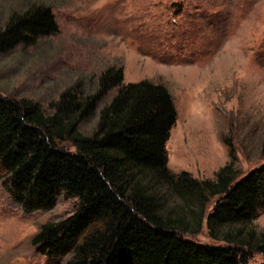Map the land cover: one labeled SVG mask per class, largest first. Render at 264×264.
<instances>
[{"label":"rangeland","instance_id":"1","mask_svg":"<svg viewBox=\"0 0 264 264\" xmlns=\"http://www.w3.org/2000/svg\"><path fill=\"white\" fill-rule=\"evenodd\" d=\"M31 4L50 6L58 31L0 52V95L31 100L51 115L64 90L74 87L84 99L104 70L122 67V83L150 80L172 95L177 118L166 150L173 173L214 180L231 161L237 179L264 163V0H0V29ZM116 91L77 123L79 134L95 132L99 110ZM55 142L75 150L70 139ZM3 180L0 264H67L68 256L37 252L32 238L42 224L71 215L77 199L60 195L53 208L26 213ZM169 195L168 207H177ZM220 231L211 237L204 220L199 232L183 236L232 245L247 257L242 264L264 262V211ZM226 233L237 242L228 243Z\"/></svg>","mask_w":264,"mask_h":264},{"label":"trees","instance_id":"2","mask_svg":"<svg viewBox=\"0 0 264 264\" xmlns=\"http://www.w3.org/2000/svg\"><path fill=\"white\" fill-rule=\"evenodd\" d=\"M57 31L51 7L31 4L0 29V52ZM122 81L123 68L108 67L93 94L80 99L67 88L51 115L31 100L0 95V177L10 198L26 213L53 208L60 195L77 199L71 215L40 226L32 238L36 251L68 256L67 264L246 262L232 245L202 244L183 233L199 232L205 220L218 238L223 227L264 211V163L237 179L231 161L214 180L173 173L166 150L177 118L171 93L150 80ZM114 88L95 132L79 134L77 123ZM66 139L74 151L55 142ZM169 193L180 200L177 207H168ZM226 240L237 242L227 233Z\"/></svg>","mask_w":264,"mask_h":264}]
</instances>
